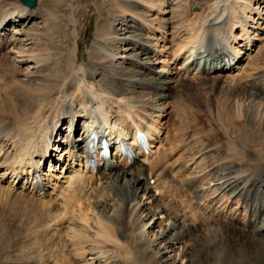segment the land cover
<instances>
[{
    "label": "bare ground",
    "instance_id": "obj_1",
    "mask_svg": "<svg viewBox=\"0 0 264 264\" xmlns=\"http://www.w3.org/2000/svg\"><path fill=\"white\" fill-rule=\"evenodd\" d=\"M46 2L42 11L46 25L24 29V39L10 40L2 36L6 32L3 30L24 16V20L34 19L38 9L20 2L17 6L5 2L0 5V50L6 47L0 52V201L16 205L19 196L24 200L28 197L31 203L40 201L52 222L48 224L52 240L48 248L39 238L14 243L9 251L0 253V264H27L19 261L18 250L35 253L36 264L45 260H50L48 264H176V259L178 264H264V45L258 52L260 62L251 55L244 66L239 65L240 54L247 47L246 42L244 47L239 42L242 36L248 41L256 36L255 40L264 41V12L260 9L264 0H201L197 11L192 8L190 14L174 20L176 24L172 22L171 31L162 18H151L150 14H165L164 0H129L130 4H124L127 0H110V24L97 25L86 55L81 41L72 35L77 20H64L69 26L64 30L65 25L56 17L58 6ZM131 2L142 9L132 10ZM237 40L241 47L233 46ZM220 43L232 48L240 71L234 83L224 88L228 97L224 110L217 115L233 116L231 120L241 127L239 140L247 151L241 155L238 144L227 141L223 152L205 144L203 151L195 150L196 154L185 158L186 149L182 155L176 150L177 143L170 142L167 120L161 121L173 87L169 85L172 66L186 53L180 65L174 66L178 77L175 88L185 93L184 79L206 80L212 73L207 71L213 65L204 62L200 51ZM70 46V52L62 55L64 47ZM118 59L122 66L112 67L116 76L98 72V66ZM13 61L31 62L47 72L30 78ZM181 108L177 113L184 118L187 109ZM96 113L106 121L105 127L118 128L125 136L133 127L144 128L154 139L148 158H138L131 166L120 163L95 176L58 173L44 194L32 195L24 182L16 183L19 175L41 170L43 160L65 158L54 151V141L64 131L60 126L63 121L68 122L66 146H76L79 136L70 139L71 124L76 129L79 119L92 123ZM195 155H204L203 164ZM253 158L256 160L249 162ZM3 193L14 194L15 198L1 196ZM22 206H16V210L24 219ZM149 214L151 218L146 219ZM19 215L14 217L19 219ZM27 216L25 221L29 220ZM34 230L32 235L38 237L39 231ZM56 237L58 240H54ZM188 239L193 241V248ZM168 250L175 251V261L169 262L170 255H163Z\"/></svg>",
    "mask_w": 264,
    "mask_h": 264
},
{
    "label": "rangeland",
    "instance_id": "obj_2",
    "mask_svg": "<svg viewBox=\"0 0 264 264\" xmlns=\"http://www.w3.org/2000/svg\"><path fill=\"white\" fill-rule=\"evenodd\" d=\"M108 1H110V0H60V1L59 0H49V3L55 4V6H58L57 7V12H56V14H57L56 17H57L58 22H60V24H64V20L67 22L70 18H73L74 20H77L78 27H77V29L75 28V31L72 33V35L75 34L77 36L78 40L81 41V49L86 55V53L89 51V48L93 44L94 35H95V31H96L97 25L100 24V26H102V27L103 26L107 27L110 24L109 22L111 20V16L107 13L109 11V8H110L109 5H108L109 4ZM140 1L141 0H138V2H140ZM155 1H160V0H155ZM164 1L166 3L165 6L167 5V7L165 8L167 10V12L165 14H163V15L161 14L160 15L159 13H156L157 11L156 12L152 11L150 14H151V18H158V19L162 18L161 20H163L165 23H167L166 25H167V27H169L168 28L169 31H171L172 27L174 26L173 23L176 24L175 21H177L179 17L186 16V15L190 14L191 11H193V12L197 11L199 9V5L201 6V3H202L201 0H164ZM4 2L5 3H9L12 6L13 5L17 6L19 4L20 0H0V5H1V3H4ZM58 2H59V4H58ZM46 3H47L46 0H37V5H36V8L38 9L37 16L34 17V19H31L30 21L29 20H24V17H25L24 16L21 21H17L15 23H13L12 25L7 26L8 30H3V31H6L7 33L5 32V34H2V36L6 40H10L12 38H17V37H20V39H22L23 35H21V34H23V30L24 29H27V28H30V27H32V28L33 27L40 28L42 26H45L46 23L44 22V17H43L45 13L44 12L42 13V11L44 9H46V6H45ZM125 3L126 4H130L129 0H127V2H124V4ZM56 4H58V5H56ZM131 4H132L131 5L132 6V10H137L138 8L142 9V7L139 4H137V3H132L131 2ZM260 9H263L262 12H264V2L260 3ZM64 25H65L63 27L64 30H67L69 28V26H67V24H64ZM263 25L264 24H262V26ZM255 26H256V24H255ZM72 29H70V32H71ZM14 30H17L18 33L17 34H13L12 32ZM260 30L261 29H259L258 32H261ZM256 37H254V38H256ZM23 39H24V37H23ZM23 41H25V40H23ZM261 41L262 40H255L254 39V43H253L252 48L246 54H244L242 56L243 58L240 61V66H244L249 61V58L251 57V55H252V57L256 56L257 63L261 61L260 60L261 57L258 54V52L260 50V47L264 45L263 44L264 41H262V44H260ZM26 42H27V44H26L25 47L29 48L31 46V44L29 43L30 40L26 41ZM241 43H243V41ZM117 45H119V44H117ZM5 49H6V47L2 48L0 50V52L3 53L4 51H6ZM71 49H72L71 46H70L69 49H67V47H64V49L62 51V55H66L68 52H70ZM183 56L184 55L181 56L182 59L180 58V60L178 58V60L176 61V64H174L172 66V70H171L172 73L170 74L169 85L173 86V87H172V90L170 89V92H169L170 93V98L168 100L169 104H167V106L165 107V109H166L165 111L166 112L164 113V115H163V117L161 119L162 122L167 120L166 124L169 125L168 127L171 130L172 136H171V141L170 142L171 143H175V144L177 143L178 147H180V148L176 147V150L181 155L183 154V151L185 149H186L185 151H189L190 150L189 152H185L184 151L183 156L185 155L186 156L185 158H187V157L190 158L193 154H196L195 150H197L198 152H201L200 150L202 149V147L204 148L206 146L205 144H207V145L210 144V145L217 146V147H219L221 149L220 151L223 152L224 148L228 144L227 141H230L231 143H237L238 147H240L241 155H244L243 152H246L247 150H246V148L244 146L245 143H242L239 140L240 131L238 129H240L241 127L231 120L233 116H230V117H224L222 115L218 116L219 112H217V111L224 110L223 107L225 105V98L228 97L227 96L228 92H225L226 90H224V88L226 89L227 86H230L231 84L234 83V79L238 78L236 75L239 74L240 70L238 71V69L236 68L234 70H231V72H229V73L228 72H224V73L208 74L207 77H209V79L206 78V80H195L197 78H190V79L187 78V79H184V80L182 79L183 81H185L187 83L186 84L185 82H183L184 85L186 84L184 86L185 93L188 92V97H187V95H186V97H184L185 93L181 92L180 90L175 88L176 82H174L176 79H178V77L175 76L176 75L175 72L177 71V68H174V66L178 67V64L180 65V63L183 60ZM54 58H53V60H54ZM17 59H20V58L17 57ZM245 61H247V62H245ZM13 62H15V61H13ZM15 66L17 67L18 70H21V73L24 72L23 74H26L30 78H33L32 76L37 75V74H39L41 72H44V73L47 72V71L41 70L38 67H36V68L33 67L34 64L31 63V62H28V63H25L24 61L23 62H15ZM113 66H122L121 60L118 59V60H116V61H114L112 63H105V66H103V65L98 66L97 70H98L99 73H102V74L107 72L105 74L114 73L112 75L116 76L117 74H115V72H113V68H112ZM29 74L30 75L32 74V75L30 76ZM229 75H232V76H230V78L233 77L230 82H229V80H230ZM27 76L19 75V78L27 79ZM227 78L229 80H227ZM217 79H219V80L221 79V80L218 81ZM197 81H199V82H197ZM223 84H225V85H223ZM172 91H174V92H172ZM178 93H179L180 96L178 95ZM171 96H173V97H171ZM174 96H176V97H174ZM174 98H178V99L173 100ZM181 98H183L182 100H184V98H185L184 102L181 101ZM179 100H180V104L179 105H183L184 106V104H185L186 107L185 106L184 107L183 106H179L178 105ZM190 101H192L193 103L190 102ZM185 102H187V104ZM195 102H197V103H195ZM229 102H231V101H229ZM174 103H176V104L174 105ZM188 103L191 104V105L189 106ZM174 107H176V108H174ZM218 107H220V109ZM180 108L181 109L184 108L183 110L187 109L186 110L187 112L185 111V114H186L185 117H184L185 120H184V118H182L180 116L179 113H177ZM173 111H175L176 115L172 114ZM167 113H169V114H167ZM187 113H188V115H187ZM178 116L180 117V119L178 118ZM186 116H188L189 118L188 117L186 118ZM170 118H172L173 120L170 119ZM219 119H221V120H219ZM186 121L190 122V123H186L185 124ZM171 124L173 126H170ZM179 124H181V126ZM62 126H63V124H62ZM245 126L247 128V129L246 128L245 129L248 131V133H247L246 130H245V132L247 134H250V131L248 130L249 127L247 125H245ZM232 127H233V129H232ZM236 127H238V128H236ZM174 128H176V129H174ZM250 130L253 132L252 128ZM199 136H202V139H201V137L199 138ZM178 137L180 139L182 138V140H178L179 139ZM162 138L164 139L163 140V142H164L165 141V132H163ZM173 138L175 140H173ZM183 139L186 140V141H184ZM179 141H181V143ZM185 142H187L188 144L185 143ZM166 143H168V142H166ZM224 144H225V147H224ZM184 145L186 146V148L184 147ZM181 146L184 147V148H182ZM188 146L191 147V148H189V150H187ZM193 148H195V149H193ZM192 151H194V153ZM202 151H203V149H202ZM187 154H190V156L187 155ZM262 155H263V158H264V154H262ZM203 156L204 155L198 157V155H195V158H197L196 161L199 162V163L201 162V164H203V161H202V157ZM254 160H256V159L253 158L249 162L252 163V162H254ZM262 163H264V161ZM194 166H195V163H194V165H192V168H194ZM13 195L14 194L3 193L1 196H8L11 199H14L15 197ZM19 195H21V194H18V196ZM18 198H20V196L15 199V200H19V203L17 201L16 205H15V202H10V204H11L10 205L7 202H1L0 201V230H1L0 231V247L11 245L10 247H7L6 249L0 250V253H3L5 251H9L14 243L21 244L24 241H28V242L29 241H34L35 242L36 240H38V238H39L38 241L45 242V244L48 245L47 246V248H48L49 247V243L48 242H50L52 240V238H51L52 237L51 236L52 235V230H51L52 227L50 225H48V224H52V222L48 221V218H47L48 215H47V213H44V211L48 212L46 210L47 207L45 206V208H44L43 204H41L40 201L39 202L37 201V204H36V200H34L35 202H33V200H32V203H31V201H30L31 199L28 200V197L27 198L25 197V200L23 199L24 196L21 197L22 199L21 198L18 199ZM160 200L162 201V199H160ZM29 201H30V204L32 205V208H33V209L31 208L32 210L29 209V207H31V205L28 204ZM161 201H159V202H161ZM13 203H14V205H13ZM40 205H42L41 208L38 207ZM16 206H22L23 207V209H21L22 207L20 208V211H22V215L24 214V219H25V216H27V214L29 213L28 216H27L29 218V220L26 219L27 221H25L24 219H22L23 216L19 215L20 213H19V211L16 210ZM229 206L232 207L233 204H230ZM42 209H44L43 212L41 211ZM31 213L35 214V215L31 216ZM39 214H40V216H39ZM15 215H19V219H16L14 217ZM29 215L32 218L29 217ZM36 215L39 216V218L34 217ZM20 217L23 220V222H25V223H23V222L20 223L19 222L20 221ZM145 218L146 219L147 218H151V214H149ZM34 219H35V221L38 220L40 223L41 222L42 223L41 224L39 223L40 224L39 225L38 221L37 222L33 221ZM29 221L31 223H29ZM34 223L36 224L35 226H37V227H35L34 225L31 226ZM33 227L35 228V230H34ZM41 228H43L42 231L40 230ZM48 228H49V231H46V230H48ZM33 230H34V232H37V230L39 231L37 233L38 237H36L35 234L32 235L33 234ZM155 230H156V228H155ZM60 232L62 233L63 236H65L63 231H60ZM34 236L37 239H35ZM54 240H58L57 237ZM188 244H189V246L191 248L194 247L193 241L191 239H188ZM156 247H158V245ZM174 252L175 251L168 250V252H166L165 254H163V253L162 254L164 256L165 255H170L171 258H169L168 261L169 262H173V261H175V258H176V256L174 255ZM16 253L18 254L19 261H25L27 264H36V254L35 253H25L23 250H18V251H16ZM0 260H2V256L1 255H0ZM117 261H119V260H117ZM49 262H50V260H48V261L45 260V261H40L39 264H48ZM178 263H179V259H176V264H178Z\"/></svg>",
    "mask_w": 264,
    "mask_h": 264
},
{
    "label": "water",
    "instance_id": "obj_3",
    "mask_svg": "<svg viewBox=\"0 0 264 264\" xmlns=\"http://www.w3.org/2000/svg\"><path fill=\"white\" fill-rule=\"evenodd\" d=\"M23 4L27 5V6H34L36 4V0H21Z\"/></svg>",
    "mask_w": 264,
    "mask_h": 264
}]
</instances>
